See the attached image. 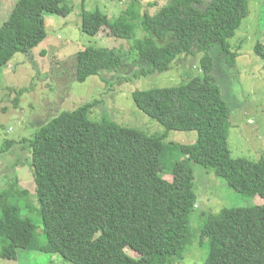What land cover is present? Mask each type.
<instances>
[{
  "label": "trees",
  "instance_id": "1",
  "mask_svg": "<svg viewBox=\"0 0 264 264\" xmlns=\"http://www.w3.org/2000/svg\"><path fill=\"white\" fill-rule=\"evenodd\" d=\"M84 1L83 32L96 35L109 26L112 35L132 38L116 19L108 21L99 9L86 10ZM65 2L17 0L0 25V66L18 52L30 54L46 37L44 12L66 15ZM248 6L249 0H171L155 14H143L151 42L137 40L128 52L88 47L76 53L75 80L80 82L103 70L125 68L131 53L135 62L146 64L135 69L136 76L167 71L178 57L202 53L203 75L188 76L174 87L133 92L136 106L163 125L159 134L106 119L92 121L88 112L93 102L62 110L40 125L30 152L46 242L34 243L36 225L10 200L26 198L11 194L10 186L1 192L0 236L8 240L2 258L14 260L19 248H36L73 264H172L199 238L208 242L203 264H264V156H231L229 105L213 74L215 56L235 65L237 52L229 39L248 15ZM254 52L264 61V43L258 41ZM171 130L195 131L197 138L189 144L168 141ZM171 151L176 158L166 166ZM194 164L214 170L235 191L263 202L209 213L194 235ZM127 247L137 255L127 253Z\"/></svg>",
  "mask_w": 264,
  "mask_h": 264
},
{
  "label": "rangeland",
  "instance_id": "2",
  "mask_svg": "<svg viewBox=\"0 0 264 264\" xmlns=\"http://www.w3.org/2000/svg\"><path fill=\"white\" fill-rule=\"evenodd\" d=\"M171 0H85L84 8L99 9L108 21L132 32V38H119L104 26L96 35L80 28L82 0H66V15L45 11L46 37L31 49L30 54L18 52L5 65L0 66V205L1 192L12 187L10 193L17 198L11 202L21 206L22 215L29 216L36 225L34 243L45 244V234L39 208L37 184L34 178L30 141L40 125L62 110H73L82 104L89 107L90 120L103 119L138 129L148 135L159 134L164 127L142 112L135 104L133 92L157 87H174L188 76H202L200 59L196 56L178 57L167 71L147 75H134L135 69L146 66L135 62L136 54L127 57V65L118 71H100L84 82L75 80V55L88 47L122 48L129 51L137 40L151 42L152 35L144 22V12L155 14ZM17 0H0V25L7 19ZM249 13L242 20L235 35L229 39L237 52L235 65L228 66L214 57L213 74L230 110L228 144L233 158L258 160L264 156V61L254 52L258 41L264 43V0H249ZM121 70V71H120ZM23 89L22 92H19ZM19 98V99H18ZM195 131L171 130L168 141L193 143ZM13 143L2 149L7 141ZM30 146V147H29ZM172 153V155H170ZM176 153L165 158L170 166ZM172 160V161H171ZM171 161V162H170ZM173 161V162H174ZM195 202L191 214L190 231L200 233L209 213H218L224 207H248L261 204V197H248L232 189L227 181L212 169L194 164ZM168 180L170 173H165ZM20 190H26L27 195ZM194 236L191 237L193 239ZM198 238V237H197ZM199 239V238H198ZM192 240L183 258L172 264H203L208 253L207 239ZM200 240V239H199ZM8 243L0 236V254ZM127 253L136 256L131 248ZM0 264H73L60 254L39 249L19 248L17 258L5 259Z\"/></svg>",
  "mask_w": 264,
  "mask_h": 264
}]
</instances>
